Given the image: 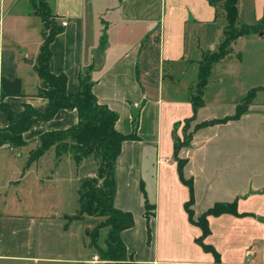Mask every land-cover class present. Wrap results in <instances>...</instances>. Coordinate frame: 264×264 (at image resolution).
Wrapping results in <instances>:
<instances>
[{"label": "crops", "instance_id": "0c3cea01", "mask_svg": "<svg viewBox=\"0 0 264 264\" xmlns=\"http://www.w3.org/2000/svg\"><path fill=\"white\" fill-rule=\"evenodd\" d=\"M46 1L58 23L66 22L50 44L49 69L67 77V93L77 92L79 74L92 65V92L118 115L116 130L131 134L132 116L138 113V139L122 143L115 166L114 206L133 217V226L120 238L133 261L264 264V102L256 95L238 119L194 130L202 122L235 114L236 106L212 109L203 99L187 131L191 140L177 154L185 161L184 179L192 182L190 212L185 207L189 189L173 155L184 122L192 116L190 93L196 80L188 79L189 73L196 69L198 76L203 53L223 39L224 0ZM237 9L239 24L256 25L264 18V0H238ZM43 32L28 0H0V93L14 111L24 104L47 109V101L36 96L40 80L34 69ZM263 38L264 31L240 37L231 48ZM229 62L213 64L210 75L217 71L216 80L225 81ZM77 122L75 110H60L46 122L33 118L23 146H0V262L62 261L45 253L47 232L54 227L68 232L77 212L59 213L50 200L60 182L77 200L79 165L69 154L57 158L54 148L30 165L27 160L43 133ZM7 125L0 113V129ZM141 184L155 206L148 223ZM233 202L235 213L207 217L209 232L200 243L199 217L215 204ZM80 262L106 263L96 252Z\"/></svg>", "mask_w": 264, "mask_h": 264}, {"label": "trees", "instance_id": "16d2710c", "mask_svg": "<svg viewBox=\"0 0 264 264\" xmlns=\"http://www.w3.org/2000/svg\"><path fill=\"white\" fill-rule=\"evenodd\" d=\"M33 11L43 23V41L34 65L35 72L40 80L36 96L47 101V109L40 112L28 104H24L20 111L12 110L5 102V96L0 93V113H2L8 125L0 129V146L18 148L25 144L23 134L31 128L33 118L40 121L51 120L60 110H75L78 116L77 124L64 129L45 132L39 137V146L31 151L27 164L35 162L50 148H54L57 158L63 154H69L78 166L82 161L93 158L97 161L96 177L81 180L77 189V201L79 212L71 219L76 220L84 216L102 218L103 220L90 232L91 245L95 249L101 261L108 264H136L131 255L128 254L124 243L120 238L123 230L133 226L131 213L115 208L114 198L116 190L115 166L121 151V145L127 140H137L138 113L132 116V133L124 135L116 128L118 115L107 106L98 103L92 92L93 81L91 79L92 65L85 67L79 74L78 90L74 94L67 93V77L64 74L55 75L49 69L51 59L50 44L54 38L63 32L56 17L52 14L46 0H28ZM214 4V1H209ZM238 0H224L222 8L225 12L226 25L223 29V39L218 46L217 52L202 56L198 62V76L195 85V94L191 95L192 116L184 123L183 141L176 140L174 144V158L177 160L178 173L181 181L188 187L190 198L185 204L189 207L193 203L192 182L185 180L182 174L185 165L184 160L177 158L179 150L187 146L192 134L187 133L188 125L194 121L197 110L203 107L204 90L208 83L211 68L214 63L224 57L229 45L240 37L260 32L264 28V18L256 25L242 24L237 28ZM256 89H251L244 99L247 104L237 105L233 116L222 119H213L195 125L194 130L216 124L226 123L229 120H236L244 114L256 95ZM253 97V98H252ZM187 127V128H186ZM141 195L144 206V218L147 223L154 215L155 206L148 199L143 185L141 184ZM235 202L231 204H215L204 212L198 220L203 235L198 241L208 234L207 217L219 215L225 212L235 213ZM106 229L104 247L97 245L99 232ZM148 242L150 241V230H147ZM218 257L216 256V260Z\"/></svg>", "mask_w": 264, "mask_h": 264}, {"label": "rangeland", "instance_id": "374dc122", "mask_svg": "<svg viewBox=\"0 0 264 264\" xmlns=\"http://www.w3.org/2000/svg\"><path fill=\"white\" fill-rule=\"evenodd\" d=\"M240 25L242 24H239L237 20V28ZM260 30V32H263L264 28L262 27ZM255 33H259L258 30ZM234 42L229 45L226 49V54L222 57V59L230 61L226 65L229 70L224 76L225 81L220 82L216 80V71L213 75L211 74L212 76L210 75V78H208V82L210 81V83L204 90L203 99L212 109L217 105L227 107L247 104L249 98H244L253 88L257 90L256 95H258V100L260 102H264V38L255 44L239 43L236 45L235 49H233L231 47ZM219 44L215 45L211 50H207L202 56L212 52H217ZM188 79H194L197 83L196 69L190 71ZM195 85L191 89V95L195 94ZM189 128L190 125H188L187 129ZM179 141H183V136L179 139ZM96 172L97 161L95 159L88 158L82 161L79 164V184L81 180L85 178L96 177ZM55 189L56 194L53 198H51L50 202L51 204L56 205L58 212L78 213L79 204L73 197V191L71 188L60 182L55 184ZM102 220V218H92L88 216H84L83 218L76 220L73 219L70 223L68 232L65 233L62 232V229L58 230L56 227L51 228V231L47 232L49 237L45 242V253H47V255L52 259H60L62 261H53L48 264H82L80 260L90 259L92 257V253L96 251L91 245L89 234ZM65 222L68 224L69 220ZM106 232V229L99 232L97 237V245L99 247H102L104 244V236H106ZM0 264L12 263L0 262Z\"/></svg>", "mask_w": 264, "mask_h": 264}, {"label": "built area", "instance_id": "2783aa9c", "mask_svg": "<svg viewBox=\"0 0 264 264\" xmlns=\"http://www.w3.org/2000/svg\"><path fill=\"white\" fill-rule=\"evenodd\" d=\"M61 25H62V26H66V22L63 21V22L61 23ZM135 106H136V105H135ZM92 264H96V263H95V262H92Z\"/></svg>", "mask_w": 264, "mask_h": 264}]
</instances>
